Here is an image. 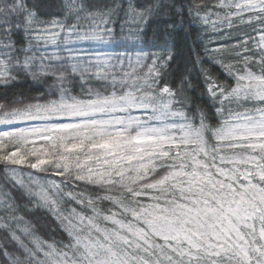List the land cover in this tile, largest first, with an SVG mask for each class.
<instances>
[{
	"label": "snow or ice",
	"instance_id": "1",
	"mask_svg": "<svg viewBox=\"0 0 264 264\" xmlns=\"http://www.w3.org/2000/svg\"><path fill=\"white\" fill-rule=\"evenodd\" d=\"M213 16L237 40L201 53ZM22 81L0 264H264V0H0V90Z\"/></svg>",
	"mask_w": 264,
	"mask_h": 264
},
{
	"label": "trees",
	"instance_id": "2",
	"mask_svg": "<svg viewBox=\"0 0 264 264\" xmlns=\"http://www.w3.org/2000/svg\"><path fill=\"white\" fill-rule=\"evenodd\" d=\"M214 0H204V3H206L208 6H210L211 3H213ZM193 29L196 30V32L203 38L200 41L201 47L200 52L203 53V45L208 44L210 48H217L221 45H231L234 44L237 40V34L235 29H228L229 32H232V36L223 37L222 35H218L215 37H212L211 39L208 37V34L203 30V28L197 23L192 24ZM35 85L31 84V81H22V86L17 87L14 90L9 91L7 97H5L4 91L0 90V104L4 103L7 99L9 102L13 100H17L20 98H32L36 97L38 93L34 90ZM14 93V94H13ZM59 178V177H56Z\"/></svg>",
	"mask_w": 264,
	"mask_h": 264
},
{
	"label": "rangeland",
	"instance_id": "3",
	"mask_svg": "<svg viewBox=\"0 0 264 264\" xmlns=\"http://www.w3.org/2000/svg\"><path fill=\"white\" fill-rule=\"evenodd\" d=\"M212 5V3L210 4V6ZM209 6V7H210ZM215 17H211L209 22L207 24L204 23H200L199 21H197V23L203 28V30L208 34V37L211 39L212 37L218 36V35H222L223 37H227L226 33L229 32L227 27H223L221 28L219 26V24L217 25L218 30L217 31H213L211 28V20H214ZM48 51H53V48L50 46L48 48ZM63 55H67V53H62ZM25 171H31L30 169H26ZM37 175H45L43 173H37ZM56 179H60V178H56Z\"/></svg>",
	"mask_w": 264,
	"mask_h": 264
}]
</instances>
